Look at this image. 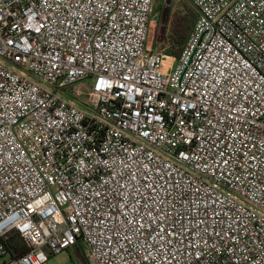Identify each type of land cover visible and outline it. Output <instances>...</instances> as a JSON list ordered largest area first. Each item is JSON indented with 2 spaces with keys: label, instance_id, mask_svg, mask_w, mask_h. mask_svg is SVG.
<instances>
[{
  "label": "built area",
  "instance_id": "1",
  "mask_svg": "<svg viewBox=\"0 0 264 264\" xmlns=\"http://www.w3.org/2000/svg\"><path fill=\"white\" fill-rule=\"evenodd\" d=\"M188 1L0 0L3 264H264V0Z\"/></svg>",
  "mask_w": 264,
  "mask_h": 264
},
{
  "label": "rangeland",
  "instance_id": "2",
  "mask_svg": "<svg viewBox=\"0 0 264 264\" xmlns=\"http://www.w3.org/2000/svg\"><path fill=\"white\" fill-rule=\"evenodd\" d=\"M183 2L188 3V0H174L172 4V10H171L170 18L168 20V24L170 23V19L173 13H175V11L179 8L181 3ZM160 5H162V8L156 11V9ZM165 6H166V0H154L155 23H153L154 26L152 27L151 42L157 45L158 48L167 50L169 55L175 56L171 51H169L171 46H173L172 41H170V35L169 34L166 35L167 31H165L164 33L162 31V33L159 34V28L162 24L161 22H162V17H163V13L165 10ZM90 85H91V81L87 80V82L83 84H78L74 86L73 88H71L70 90H67V92L68 94L73 95L74 93L77 92V90L80 89L83 91V93L86 94L90 89ZM85 94L81 98V102L84 105L87 104L86 103L87 98ZM85 251L88 252L87 246L84 243H79L77 246H73L69 248L68 250L62 251L58 254L50 255V262L48 264H84V262L82 261L81 255L84 254ZM3 262L4 260L0 259V264H3Z\"/></svg>",
  "mask_w": 264,
  "mask_h": 264
},
{
  "label": "trees",
  "instance_id": "3",
  "mask_svg": "<svg viewBox=\"0 0 264 264\" xmlns=\"http://www.w3.org/2000/svg\"><path fill=\"white\" fill-rule=\"evenodd\" d=\"M189 3V1L188 3H181L179 8L175 11V13H173L170 23L166 26V35H170V41H172L173 44L169 51H171L177 57L181 56L190 34L195 27L198 17V11L191 3ZM161 8L162 5H160L156 11ZM7 245L11 250H13L12 254H16L17 252H26L27 250L19 237H14L7 243ZM87 255V251L81 255L84 264H88Z\"/></svg>",
  "mask_w": 264,
  "mask_h": 264
},
{
  "label": "water",
  "instance_id": "4",
  "mask_svg": "<svg viewBox=\"0 0 264 264\" xmlns=\"http://www.w3.org/2000/svg\"><path fill=\"white\" fill-rule=\"evenodd\" d=\"M174 0H166V6L162 17V24L159 28V34L166 31V26L168 25V20L170 18L171 10H172V4Z\"/></svg>",
  "mask_w": 264,
  "mask_h": 264
}]
</instances>
